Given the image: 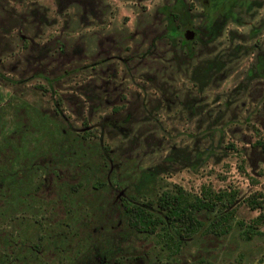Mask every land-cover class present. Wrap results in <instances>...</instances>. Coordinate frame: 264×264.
<instances>
[{"label":"rangeland","instance_id":"1","mask_svg":"<svg viewBox=\"0 0 264 264\" xmlns=\"http://www.w3.org/2000/svg\"><path fill=\"white\" fill-rule=\"evenodd\" d=\"M250 124L264 139V0H0V264H264ZM176 188L234 199L169 258L119 198Z\"/></svg>","mask_w":264,"mask_h":264},{"label":"trees","instance_id":"2","mask_svg":"<svg viewBox=\"0 0 264 264\" xmlns=\"http://www.w3.org/2000/svg\"><path fill=\"white\" fill-rule=\"evenodd\" d=\"M171 16L175 20L176 14L172 13ZM257 63L258 61H255V63L252 62L249 70L255 72L258 67ZM249 70H247V73ZM243 86L248 88L252 86V83L246 80ZM250 126L254 134L257 135V127L253 124H250ZM259 135L252 141H249V144L252 147H258L264 152V139ZM227 147H232V143L227 142ZM256 195L261 196L259 192H256L255 195H248L243 199L247 206L260 209L258 214L251 218L246 225L245 230L251 231L252 233H259L257 225L261 220H264V214L261 211L262 200ZM233 199L234 195L232 193H227L225 196L221 193L214 195L202 193L195 195L193 200H189L182 194L180 188H176L175 190H160L154 195L152 203L149 199L145 203H131L123 197L119 198V203L124 211L127 227L139 234L158 237L160 239L159 243L157 240L159 249L164 250L165 255L171 258L178 251L183 240L192 236L195 232L202 229L212 231L213 233H216V230H226L228 224L224 213H214L212 215L213 218L209 220L207 225L204 224L198 215L202 211H210L212 213L220 211L221 205L223 207L229 206L233 202ZM149 205H154L156 211H151ZM258 220L260 221L257 222ZM245 230L243 231L245 232ZM36 245H38L37 242Z\"/></svg>","mask_w":264,"mask_h":264},{"label":"water","instance_id":"3","mask_svg":"<svg viewBox=\"0 0 264 264\" xmlns=\"http://www.w3.org/2000/svg\"><path fill=\"white\" fill-rule=\"evenodd\" d=\"M184 35H185V36H188V35H189V32H186Z\"/></svg>","mask_w":264,"mask_h":264}]
</instances>
